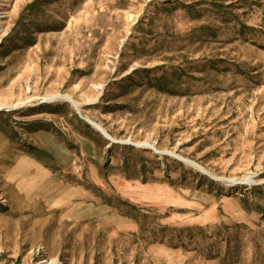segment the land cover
<instances>
[{
	"label": "rangeland",
	"instance_id": "obj_1",
	"mask_svg": "<svg viewBox=\"0 0 264 264\" xmlns=\"http://www.w3.org/2000/svg\"><path fill=\"white\" fill-rule=\"evenodd\" d=\"M0 104V264H264V0H0Z\"/></svg>",
	"mask_w": 264,
	"mask_h": 264
},
{
	"label": "bare ground",
	"instance_id": "obj_2",
	"mask_svg": "<svg viewBox=\"0 0 264 264\" xmlns=\"http://www.w3.org/2000/svg\"><path fill=\"white\" fill-rule=\"evenodd\" d=\"M55 99H63L62 97L61 98H48L47 100H33L32 101V105H34V106H36V105H39L40 103H43V102H52L53 100H55ZM70 101V100H69ZM70 103L73 105V107L75 108V109H77V105L75 104V103H73L72 101H70ZM14 108H16V107H14V106H8V105H1L0 104V110H12V109H14ZM95 128H96V131H98L99 133H101V134H103L104 136H106V137H108L109 139H111L108 135H107V133L105 132V130L102 128V127H100V126H98V125H95L94 126ZM145 145H147V147H149V148H151L152 146L151 145H149V144H145ZM153 148V147H152ZM173 155V154H172ZM191 165H192V163L191 162H189ZM201 170V169H200ZM249 180V179H248ZM241 181H246V180H241ZM249 182V181H248Z\"/></svg>",
	"mask_w": 264,
	"mask_h": 264
},
{
	"label": "water",
	"instance_id": "obj_3",
	"mask_svg": "<svg viewBox=\"0 0 264 264\" xmlns=\"http://www.w3.org/2000/svg\"><path fill=\"white\" fill-rule=\"evenodd\" d=\"M83 119V118H82ZM86 123H88L91 127L92 125L91 124H94V123H91V121L87 120V119H83ZM101 135V133H100ZM103 135V134H102ZM104 136V135H103ZM102 136V137H103ZM105 137V138H104ZM103 138L106 140V141H109L111 144H119V142H114L112 140H110L108 137L104 136Z\"/></svg>",
	"mask_w": 264,
	"mask_h": 264
},
{
	"label": "crops",
	"instance_id": "obj_4",
	"mask_svg": "<svg viewBox=\"0 0 264 264\" xmlns=\"http://www.w3.org/2000/svg\"><path fill=\"white\" fill-rule=\"evenodd\" d=\"M43 136H45V137H48L47 136V134H42ZM62 146H60V148H61ZM89 147V146H88ZM89 151H90V148H89ZM60 153H62V152H60ZM66 153V152H65ZM67 154V153H66ZM61 156V155H60ZM62 157V156H61ZM58 158V157H57ZM24 159H27V157H25V158H23V160L22 161H24ZM21 163V162H20ZM41 164V163H40ZM36 166H39L40 167V165H36ZM41 169H43V171H44V165L43 164H41Z\"/></svg>",
	"mask_w": 264,
	"mask_h": 264
}]
</instances>
